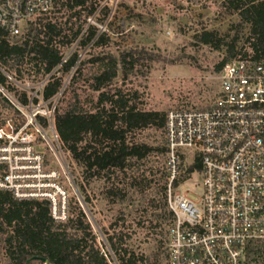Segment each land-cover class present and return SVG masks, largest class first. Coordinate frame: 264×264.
<instances>
[{
    "label": "rangeland",
    "instance_id": "obj_1",
    "mask_svg": "<svg viewBox=\"0 0 264 264\" xmlns=\"http://www.w3.org/2000/svg\"><path fill=\"white\" fill-rule=\"evenodd\" d=\"M92 1L96 9L89 18L85 16V10L70 17L72 11L60 8L58 4L26 22L22 33L40 19L50 18L64 24L62 35L68 34V37L70 25L73 24L75 30L81 24V34L63 50L66 58L77 51L78 60L68 72H62L57 66L45 76L37 73L33 61L27 58L21 61L10 57L5 63L0 61V71L6 77L4 84H0V124L9 119L16 123L23 120V114L15 104L24 107L26 114L35 109L51 108V104L41 102L42 88L51 75L61 78V87L51 101L55 105L54 114L73 103L75 96L79 107L93 111L98 91L92 90L91 85L93 77L100 71V62L95 58L103 55L118 58L124 52L134 51V57H137L134 62L127 57L126 74L119 66L117 76L103 90L113 95L121 92L140 110L162 113L176 108L212 105L218 91L219 70L216 67L230 57V44L234 46L231 59L254 55L250 24L240 18L238 10L228 0ZM88 25H94L99 33L105 32L108 40L97 46H91V43L81 46L79 41ZM205 31L214 34L213 42L201 41ZM18 38H9L10 43ZM59 40H63L61 35L55 37V41ZM22 94H26L27 104L20 102ZM129 136L135 142L149 145L150 153L142 159L133 158L124 171L105 173L104 177L89 176L61 145V160L74 183L69 187V215L72 210L74 217L78 208L84 212L101 252L106 251L112 260L110 264L118 263L109 247V236H122L136 253H142L156 264H166L171 218L150 206L158 197L153 188L155 179L168 171L167 154L161 152L166 146L165 132L146 127ZM189 154L183 155L179 184L171 187V192L186 193L197 199L202 192L200 174L187 172L192 162ZM144 177L150 181V188L142 193L137 183ZM115 191L118 196L112 194ZM67 230L73 232L72 228ZM9 235V229L0 232V264L13 262L6 241Z\"/></svg>",
    "mask_w": 264,
    "mask_h": 264
},
{
    "label": "built area",
    "instance_id": "obj_2",
    "mask_svg": "<svg viewBox=\"0 0 264 264\" xmlns=\"http://www.w3.org/2000/svg\"><path fill=\"white\" fill-rule=\"evenodd\" d=\"M54 0H0V31L23 32ZM218 91L205 108L165 115L169 173L167 203L173 221L166 264H264V58L234 57L218 72ZM11 79V77H9ZM0 124V190L17 199L46 200L55 222L69 216L73 180L61 160L55 105ZM185 152L201 162V195L171 192ZM190 162V163H192Z\"/></svg>",
    "mask_w": 264,
    "mask_h": 264
},
{
    "label": "trees",
    "instance_id": "obj_3",
    "mask_svg": "<svg viewBox=\"0 0 264 264\" xmlns=\"http://www.w3.org/2000/svg\"><path fill=\"white\" fill-rule=\"evenodd\" d=\"M228 2L238 10L240 18L250 24L253 58H264V0ZM58 4L60 8L72 11L70 17L80 15L85 10V16L89 18L96 9L92 0H54L53 5L57 7ZM63 25L44 17L30 26L26 33L18 35L19 38L14 43H10L9 38L18 36H9L0 31V61L5 63L10 57L21 61L27 58L28 61H33L36 72L42 76L51 74L57 66H60L62 72H68L77 62L79 53L73 51L66 58L63 50L78 38L82 27L79 24L74 30L71 24L68 37V34L62 35ZM60 35L63 40L55 41V37ZM105 37V32L99 33L94 25H88L79 42L81 46L89 43L97 46L108 40ZM213 40L212 32L202 33L203 43H211ZM233 47L232 44L228 47L230 57L234 54ZM134 53L124 52L118 58L111 54L95 58L100 62V71L93 77L91 85L92 90L98 91L93 111L79 107L75 96L73 103L54 114V127L62 147L74 161L84 167L89 176L104 177L105 173L124 171L133 158L142 159L150 153L149 145L133 141L129 134L146 127L164 130L166 113L140 110L121 92L113 95L103 90L117 76L119 66L122 73L126 74V58L129 57L131 62L136 61ZM230 57L223 59L217 65V70ZM5 81L6 77L0 71V84ZM60 87L61 78L51 75L42 88V98H52ZM27 101L26 94H22L20 102L27 104ZM161 152L166 153L167 147H163ZM200 170V159L195 157L187 172ZM179 177L180 175L173 179L171 187L179 184ZM168 183V171L155 179L153 188L158 197L152 200L150 206L159 210L161 215L171 218L170 228L173 213L167 203ZM137 184L142 193L150 188V181L145 177ZM112 194L119 195L116 191ZM68 228H72L73 232H69ZM4 229L10 230L6 241L11 248V264H110L112 261L106 251L101 252L96 236L80 208L74 217L71 210L65 221L55 222L46 200L17 199L10 192L0 190V232ZM107 241L118 264H156L142 253H136L122 236H109Z\"/></svg>",
    "mask_w": 264,
    "mask_h": 264
}]
</instances>
